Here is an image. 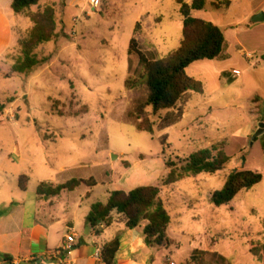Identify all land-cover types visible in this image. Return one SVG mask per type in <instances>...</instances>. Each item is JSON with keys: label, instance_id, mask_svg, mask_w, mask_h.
Returning <instances> with one entry per match:
<instances>
[{"label": "rangeland", "instance_id": "obj_1", "mask_svg": "<svg viewBox=\"0 0 264 264\" xmlns=\"http://www.w3.org/2000/svg\"><path fill=\"white\" fill-rule=\"evenodd\" d=\"M261 1L230 0L228 9L217 10L214 0H208L204 10L193 12L221 29L229 58L195 62L187 69L189 77L202 83L203 92H191L188 101L177 105L172 112L183 115L173 126L158 129L160 118L171 111L150 117L153 135L136 129L139 121L133 113L145 102L147 89L144 68L128 51L132 38L148 60L179 47L178 0H100L97 8L89 0H44L33 7L31 12L53 8L57 35L34 51L47 61L27 76L5 78L13 61L1 60L6 65L0 66V104H5L0 116V209L8 199H32L39 183L54 186L92 178L93 187L82 183L58 197H39L44 209L69 217L83 236L88 211L107 204L111 192L158 186L171 218L166 231L171 245L151 249L149 264H264L263 140L253 141L257 117L264 120V101L253 96V91L264 95V70L245 71L247 63L235 47L237 39L250 38L248 15ZM5 2L9 0H0ZM20 16L8 52L13 58L20 53L18 40L32 27ZM224 66L242 74L227 83L218 73ZM127 80L137 86L126 89ZM213 145H222L231 158L225 170L162 187L169 172L166 160L179 163ZM235 170L261 173L263 180L230 204L214 207L211 193ZM22 175L27 177L25 192L19 188ZM129 177L132 185L125 184ZM116 231L115 224L105 229L101 242L113 239Z\"/></svg>", "mask_w": 264, "mask_h": 264}, {"label": "trees", "instance_id": "obj_2", "mask_svg": "<svg viewBox=\"0 0 264 264\" xmlns=\"http://www.w3.org/2000/svg\"><path fill=\"white\" fill-rule=\"evenodd\" d=\"M11 9L15 15H24L32 24L31 29L24 39H20L17 45L20 53L15 58L7 53L4 58H10L13 63L10 72L5 75L9 78L12 75L27 76L33 70L46 63L47 59L39 60L34 51L41 45L51 42L56 38L55 12L52 7H44L41 10L31 12L33 7H38L44 0H10ZM208 0H191L186 3L178 0L179 12L182 17V38L178 48L158 60H148L144 54L137 49V42L134 38L130 41L129 55L136 54L144 68V84L147 89V97L143 104L135 108L133 115L139 121L136 129L139 132L153 135L155 124L150 117H156L162 111L168 112L160 118L159 130L166 129L177 124L182 118V111L176 110L181 101H188L189 93H202L203 85L189 77L187 69L195 62L201 61H226L227 43L221 29L214 24L198 19L192 14L205 9ZM215 9H228L230 0H214ZM138 27V24L136 25ZM231 82V80H230ZM137 82H125L126 89H134ZM12 100H7L11 103ZM150 108V113L146 109ZM5 110V104H0V116ZM264 122V120H263ZM264 135L256 138L257 141ZM264 153V144H262ZM231 158L226 154L222 145H213L210 148L200 149L192 153L181 162L165 161V167L169 170L162 180V187L174 185L184 179L194 178L199 175L212 176L225 170ZM263 180V175L248 170H235L228 174L224 186L210 195L211 204L219 208L230 204L236 196L249 190ZM22 182H25L24 184ZM27 177H19V188L25 191L27 188ZM95 186V181L70 180L64 184L46 186L39 183L36 188L38 197H56L62 191H73L80 184ZM161 187L139 186L128 192L115 190L111 192L107 204L93 205L86 217V226L96 230L100 236L102 231L99 227L104 224L109 227L112 222L111 215L117 213L121 221L129 230L140 227L146 223L142 230L144 244L148 248H167L171 241L167 238L166 231L170 225L171 218L164 209L159 199ZM83 245L79 241L75 248ZM120 238L117 236L101 248V255L104 264H115V256L119 250ZM74 248V249H75ZM196 250H194L195 252ZM207 254L208 252H203ZM4 261L11 262L8 256H3Z\"/></svg>", "mask_w": 264, "mask_h": 264}, {"label": "crops", "instance_id": "obj_3", "mask_svg": "<svg viewBox=\"0 0 264 264\" xmlns=\"http://www.w3.org/2000/svg\"><path fill=\"white\" fill-rule=\"evenodd\" d=\"M261 12L264 13V0L250 11L248 17L251 18ZM17 17L21 16L13 13L10 0L5 2V5L0 4V66L4 64L1 60H4V56L13 48L15 27L21 21V18ZM246 27L250 29L248 31H251V36L249 39L236 40L237 53L247 63L248 68L245 71L251 68L264 70V22L253 24L250 20ZM249 48L252 51H248ZM234 70L238 69L229 70L224 66L219 69L218 73L221 77H225L227 83H232L237 79L232 77V71ZM253 92L256 101H264V95L256 91ZM261 117H257L259 124L261 123ZM262 140L264 144V137ZM133 183L135 181L132 177L125 181L126 185H132ZM119 190L128 192L132 189L120 188ZM20 191L25 192L26 190L22 191L20 189ZM2 203L3 207L0 209V264H21L22 262L30 264L29 261L33 257L46 260L51 253L62 247L68 234H74L77 243L80 240L83 241V245L76 247L68 257L77 264H97L93 258L95 250L102 248L117 236L120 238V245L115 256V264H149L151 260V249L153 248H148L142 237V230L146 223L129 230L121 221L120 215L113 213L111 215V225L115 224L117 227L116 236L103 243L100 240L103 231L111 225L109 227H99L103 231L100 236H97L96 230L86 226L84 222V234L82 236L77 233L75 230L76 224L69 217L59 218L51 210L44 209V201H41V198L36 195V189L32 199L28 201L26 199L19 201L8 199ZM28 205L31 208H28ZM3 256H8L11 262L4 261ZM47 264L59 263L55 259L48 261Z\"/></svg>", "mask_w": 264, "mask_h": 264}, {"label": "built area", "instance_id": "obj_4", "mask_svg": "<svg viewBox=\"0 0 264 264\" xmlns=\"http://www.w3.org/2000/svg\"><path fill=\"white\" fill-rule=\"evenodd\" d=\"M100 4V0H89V5L97 8ZM250 57V56H248ZM241 75V72L238 70H234L232 71V77L233 78H238ZM105 227L104 224L100 225V228ZM77 242H76V237L74 234H68L65 239L64 242L62 244V247L51 253L48 257V259L46 260H40L38 257H33L31 258V260L29 261L30 264H47L48 261L50 260H55L59 263V264H77L75 261L70 260L68 257L71 254V252L74 250L75 246H76ZM94 260L97 264H104L103 260H102V255H101V248H97L95 250L94 253ZM168 264H174L173 262H168Z\"/></svg>", "mask_w": 264, "mask_h": 264}, {"label": "water", "instance_id": "obj_5", "mask_svg": "<svg viewBox=\"0 0 264 264\" xmlns=\"http://www.w3.org/2000/svg\"><path fill=\"white\" fill-rule=\"evenodd\" d=\"M261 22H264V13H258V14H256V15H254L252 18H251V23H253V24H256V23H261ZM262 135H264V123L263 122H261L260 124H259V127H258V130H257V132L254 134V136H253V141L256 139V138H258V137H260V136H262ZM0 261H1V258H0ZM21 264H29V263H27V262H22Z\"/></svg>", "mask_w": 264, "mask_h": 264}]
</instances>
